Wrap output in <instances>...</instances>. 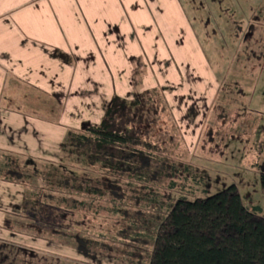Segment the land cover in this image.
<instances>
[{"label": "crops", "instance_id": "obj_1", "mask_svg": "<svg viewBox=\"0 0 264 264\" xmlns=\"http://www.w3.org/2000/svg\"><path fill=\"white\" fill-rule=\"evenodd\" d=\"M216 83L177 0H0V239L27 236L4 225L21 220L27 195L9 169L48 177L69 129L99 125L114 95L166 86L191 153L198 134L180 117L202 127Z\"/></svg>", "mask_w": 264, "mask_h": 264}, {"label": "rangeland", "instance_id": "obj_2", "mask_svg": "<svg viewBox=\"0 0 264 264\" xmlns=\"http://www.w3.org/2000/svg\"><path fill=\"white\" fill-rule=\"evenodd\" d=\"M177 1L215 72L218 91L202 127V115L196 119L188 117L187 121L180 117V121L190 124L193 136L198 134L191 153L164 97V92L172 94L171 87H158L150 93L157 112L153 119L146 120L150 124L137 126L145 140L161 147L162 155L181 165H190L191 170L185 173L187 180L175 178L179 181L178 187L172 189L169 179L148 181L150 187L146 189H154L152 195L140 205L129 202L126 205L133 206L129 212H138L139 218L127 219L123 212L116 214L105 201L98 206V212L95 205L79 208L74 213L57 208L50 228L113 245L112 252L102 251L96 257L81 255L74 247L72 235L55 234L48 229L49 225L34 220L24 219V227L17 224L16 217H7L5 226L14 227L27 236L22 242L15 238L0 239V264H12L14 259L17 264H136L132 258L133 248L142 250L147 257L151 247L142 241L153 240L159 220L169 206L168 196L171 201L180 196L207 198L235 184L244 204L250 209L259 207L264 213L260 181L264 172V0ZM132 128L134 126L128 127L129 131ZM74 165L83 175L81 162ZM71 171L74 170L60 160L45 166V172L61 196H66L67 190L58 189L59 183ZM41 186L40 178L30 176L26 197L33 199ZM76 198L90 204L85 195ZM43 218L52 221L46 215ZM34 243H38V247ZM147 260L145 258L143 264H147Z\"/></svg>", "mask_w": 264, "mask_h": 264}, {"label": "trees", "instance_id": "obj_3", "mask_svg": "<svg viewBox=\"0 0 264 264\" xmlns=\"http://www.w3.org/2000/svg\"><path fill=\"white\" fill-rule=\"evenodd\" d=\"M156 112L148 91L131 101L114 95L99 125L69 129L62 143L60 161L74 171L64 176L58 187L67 190V195L61 196L54 181L43 176L37 195L24 199L22 220L18 223L25 227L24 219L34 220L49 225L48 229L55 234L72 235L74 247L87 257H96L102 251L112 252L113 245L106 241L50 228L49 223H54L57 208L74 213L79 208L95 205L98 212L102 201L110 204L116 214L123 212L127 219L139 218L138 212H129L133 206L126 205L128 202L140 205L152 195L154 189L148 190V181L160 182L166 178L172 189L178 187L179 181L175 178L187 180L185 173L191 170L189 164L170 160L162 155L158 144L141 135L138 126L150 124L146 120L153 119ZM130 126H134L132 131L128 129ZM75 160L81 162L83 175L76 170ZM6 178L24 187L29 182L16 167L7 171ZM260 181L264 193V172ZM82 195L88 197L89 205L76 198ZM70 196L75 198L70 199ZM167 198L170 203L159 220L153 240L142 241L151 247L147 257L142 250L133 248L132 258L136 264H143L145 258L147 264H264V213L259 207H247L235 184L207 198L180 196L173 201L170 196ZM128 228L132 230L131 226ZM17 263L14 259L12 264Z\"/></svg>", "mask_w": 264, "mask_h": 264}]
</instances>
